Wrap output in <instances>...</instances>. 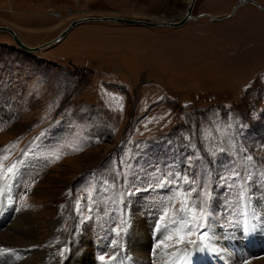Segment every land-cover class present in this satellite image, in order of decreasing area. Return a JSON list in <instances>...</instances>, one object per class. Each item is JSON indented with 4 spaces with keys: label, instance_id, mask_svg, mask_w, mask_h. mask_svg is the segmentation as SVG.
<instances>
[{
    "label": "rangeland",
    "instance_id": "1",
    "mask_svg": "<svg viewBox=\"0 0 264 264\" xmlns=\"http://www.w3.org/2000/svg\"><path fill=\"white\" fill-rule=\"evenodd\" d=\"M238 1L197 0L193 14L223 17ZM255 1L179 27L83 22L36 52L0 31V264H264V0ZM189 3L0 0V25L39 46L78 18L179 20ZM189 192V208L209 213L206 247L175 243Z\"/></svg>",
    "mask_w": 264,
    "mask_h": 264
},
{
    "label": "water",
    "instance_id": "2",
    "mask_svg": "<svg viewBox=\"0 0 264 264\" xmlns=\"http://www.w3.org/2000/svg\"><path fill=\"white\" fill-rule=\"evenodd\" d=\"M197 0H191L186 12L184 14V16L182 18H180L179 20H174V19H167V18H162V19H157V20H147V19H137V18H125V17H117V16H87V17H83V18H78L73 20L54 40L48 41L46 43H43L39 46H30L28 44H26L21 37L18 35V33L11 27L9 26H3L0 25V31H5L10 33L13 38L14 41L16 42V44L26 50V51H30V52H36V51H40L43 49H46L54 44H56L57 42H60L76 25L83 23V22H88V21H113V22H117V23H124V24H129V25H146V26H171V27H179L184 25L185 23H187L189 20L191 19H196L199 18L201 16H208L210 19L217 21V20H224L226 18H230L232 17L235 12L237 11V9L242 6L243 4H247V3H254V4H258L255 0H239L235 5L233 10L227 14L226 16L223 17H216L210 14H200V15H194L193 11H194V7L196 4Z\"/></svg>",
    "mask_w": 264,
    "mask_h": 264
},
{
    "label": "snow or ice",
    "instance_id": "3",
    "mask_svg": "<svg viewBox=\"0 0 264 264\" xmlns=\"http://www.w3.org/2000/svg\"><path fill=\"white\" fill-rule=\"evenodd\" d=\"M56 159H59V156H56ZM9 172H12L13 169L9 168L8 169ZM235 177H239L240 176V172L236 171L233 174ZM221 179H226L225 177H221ZM187 182V181H185ZM196 189L192 188L191 192H195ZM191 192L187 193L185 195L184 198V202L181 206V211H187L190 215V220H185L183 222V224L181 225V227L177 228L175 230V235L177 236V239L175 240L176 245H180V244H190V245H203L206 247V241L209 238V234L206 230L207 228V224L205 223L207 216L209 215V213L206 212L205 208L203 206H201L199 208V211H193L191 208H189L188 206V202H189V198L191 196ZM204 196V201L206 202L208 197L210 196V193L208 192H204L203 194ZM27 206V205H25ZM165 216L168 215V213L166 212L164 214ZM252 227L251 225V221H247L245 223V230H250V228ZM198 235V240H193L190 239V237L192 235ZM168 240H172L173 239V234H170L167 237ZM163 243V242H161ZM161 246V244H157L156 247L159 248ZM165 247H167V245H165ZM0 251H7V250H0ZM63 254V252H61V255ZM105 258L103 256L100 257V260H104Z\"/></svg>",
    "mask_w": 264,
    "mask_h": 264
},
{
    "label": "bare ground",
    "instance_id": "4",
    "mask_svg": "<svg viewBox=\"0 0 264 264\" xmlns=\"http://www.w3.org/2000/svg\"><path fill=\"white\" fill-rule=\"evenodd\" d=\"M191 1V0H190ZM51 9V8H50ZM60 11V10H59ZM62 14V13H61ZM50 16H52L51 15V13H50ZM53 17V16H52ZM53 18H55V17H53ZM159 20V19H158ZM22 223H24V224H30L29 225V230L31 231V233L33 234V233H35V227H34V225H32V220L31 219H29V218H25L24 219V222L22 221ZM137 232H139V230L137 231ZM140 232H142V230H140ZM8 233V232H7ZM10 233V232H9ZM3 235V239L5 240V241H7L6 243H8V242H14V243H18L19 242V240L17 239V241H14V239H16V236H12L11 234L9 235V234H6V233H3L2 234ZM158 237V236H157ZM212 237V236H211ZM161 241V240H160ZM143 243V242H142ZM11 244V243H10ZM32 244V243H31ZM209 243H207L206 242V246L208 245ZM7 246V245H6ZM210 246H211V248H212V250H214V249H218V248H215L216 246H214V244L212 243V242H210ZM223 246V245H222ZM221 245H220V247H221V252L222 253H227V251L222 247ZM20 247V246H19ZM165 247V246H164ZM225 247V246H224ZM5 248V244H3V243H0V249L1 250H3ZM8 248H10L9 250H11L12 251V247L10 246V247H8ZM186 249L187 248H182V250H183V252L185 251L186 253H188L189 251H186ZM193 249V248H192ZM227 249V248H226ZM181 250V251H182ZM228 250V249H227ZM179 251H180V249H179ZM163 252V251H162ZM230 252V251H229ZM165 253V252H164ZM5 255V254H4ZM142 255V254H141ZM165 255H166V253H165ZM232 255V254H231ZM227 256V255H226ZM134 257V259L135 260H137V258L135 257V256H133ZM161 257V256H160ZM159 257V258H160ZM166 257V256H165ZM223 257H225L224 256V254H223ZM139 259V261L140 262H143L144 260H143V257H139L138 258ZM169 259V258H168ZM227 259V258H226ZM230 259V258H229ZM231 259H233V258H231ZM170 260V259H169ZM168 260V261H169ZM136 262V261H135ZM134 262V263H135ZM170 262V261H169ZM175 262V261H174ZM145 263H146V261H145ZM168 263V262H167ZM136 264H140V263H137L136 262ZM142 264V263H141ZM173 264V263H172Z\"/></svg>",
    "mask_w": 264,
    "mask_h": 264
},
{
    "label": "built area",
    "instance_id": "5",
    "mask_svg": "<svg viewBox=\"0 0 264 264\" xmlns=\"http://www.w3.org/2000/svg\"><path fill=\"white\" fill-rule=\"evenodd\" d=\"M76 3L79 2V0H75ZM72 8H69V11L71 10ZM49 12L51 13V15L55 18H61L62 17V12L57 10V9H54V8H51L49 9Z\"/></svg>",
    "mask_w": 264,
    "mask_h": 264
},
{
    "label": "crops",
    "instance_id": "6",
    "mask_svg": "<svg viewBox=\"0 0 264 264\" xmlns=\"http://www.w3.org/2000/svg\"><path fill=\"white\" fill-rule=\"evenodd\" d=\"M248 4H249V3H248ZM243 5H245V4H243ZM240 7H241V6H240ZM240 7H239V8H240ZM239 8H238V9H239ZM238 9H237V10H238ZM45 29H46L45 26L38 25V30H41V31H42V30H45Z\"/></svg>",
    "mask_w": 264,
    "mask_h": 264
}]
</instances>
